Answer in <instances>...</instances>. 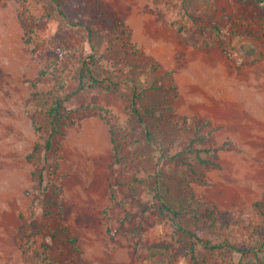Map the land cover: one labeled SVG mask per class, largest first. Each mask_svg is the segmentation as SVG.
Returning a JSON list of instances; mask_svg holds the SVG:
<instances>
[{"label":"rangeland","instance_id":"374dc122","mask_svg":"<svg viewBox=\"0 0 264 264\" xmlns=\"http://www.w3.org/2000/svg\"><path fill=\"white\" fill-rule=\"evenodd\" d=\"M0 264H264L263 4L0 0Z\"/></svg>","mask_w":264,"mask_h":264},{"label":"trees","instance_id":"16d2710c","mask_svg":"<svg viewBox=\"0 0 264 264\" xmlns=\"http://www.w3.org/2000/svg\"><path fill=\"white\" fill-rule=\"evenodd\" d=\"M256 1L261 3V4H263V12H264V0H256ZM93 80H94L95 83L99 82L94 77H93ZM135 99L137 101L138 97H135ZM135 103L136 102L134 101V104ZM64 108H65V106H64L63 101L61 99H55L54 100V103H53L52 108H51V115L53 117V120H52V133H51L50 139L47 140L46 144H45V151L47 153L53 151V144H54L53 143V139H54V136L57 135V134H60V132H61L60 122L62 120H64V117L67 116L66 111H63ZM133 111L140 117V119H142V116L139 115V111L136 108H134ZM151 114H153L154 116H157L156 112H152ZM171 117L174 118V119L170 121L169 128H165L164 129L165 135H167V134L170 135L172 131H176V126L174 125V122H176L177 117L174 114ZM158 120L161 121V116L158 117ZM173 125H174V130H172L173 129ZM149 137H150V139H149L150 142H152L153 144H155L157 146H161L159 144V141H158L157 137L155 135H153L152 132L149 133ZM114 158H115V161L117 163H120L121 160H122L120 155H119V149H117V148H116V154H115ZM203 163L207 164V165H214V166L216 165L217 166V164L212 163L210 161H206V160H203ZM41 178H42V180H44L43 174L41 175ZM158 195H159V198H160V201H161V210H162V212L169 213V214L173 215L174 224H175L176 228L179 231L188 233L193 238L198 239L202 244H204V246H206L207 248H210V249L217 250V249H224V248H232V249H236L237 250V247H235L234 245H230V244H228L226 242L212 243L211 241H204L203 239H200L196 234L192 233L191 231H188V229L180 221V214L168 203V201L165 200V197L163 195H161V193H159Z\"/></svg>","mask_w":264,"mask_h":264}]
</instances>
